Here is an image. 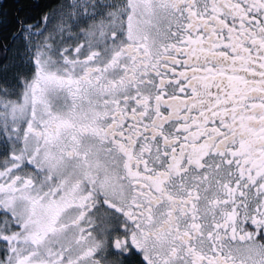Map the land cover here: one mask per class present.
Returning a JSON list of instances; mask_svg holds the SVG:
<instances>
[{"label":"snow or ice","instance_id":"obj_1","mask_svg":"<svg viewBox=\"0 0 264 264\" xmlns=\"http://www.w3.org/2000/svg\"><path fill=\"white\" fill-rule=\"evenodd\" d=\"M0 264H264V0H0Z\"/></svg>","mask_w":264,"mask_h":264}]
</instances>
